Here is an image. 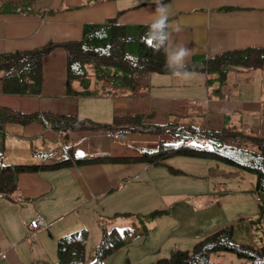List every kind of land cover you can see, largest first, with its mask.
<instances>
[{
  "label": "crops",
  "instance_id": "obj_1",
  "mask_svg": "<svg viewBox=\"0 0 264 264\" xmlns=\"http://www.w3.org/2000/svg\"><path fill=\"white\" fill-rule=\"evenodd\" d=\"M83 1L85 5H81ZM159 2L168 7L169 24L180 26L178 32L169 28L168 43L189 50L190 56L185 63H201L208 56L227 50L264 46V0ZM157 6L158 0H0V53L31 49L49 41L80 39L85 24L102 23L107 18L116 17L119 23L130 28L148 24L156 16ZM66 62L67 52L59 46L44 56L40 95L6 94L0 82V108L24 113L52 111L75 115L97 127L75 128L64 139L61 132L39 122L25 125L6 121L4 133L0 132V153L4 162L12 165L52 163L63 159L69 146L84 157L139 156L142 151L158 149L161 141L175 144L184 140L177 133H170L171 129L178 131L190 126L198 131H220L229 126L244 133L252 117L264 116L259 110L261 102L252 93L253 80L264 77V68L228 67V77L234 78L232 85L226 83L229 95L219 90L216 96H211L209 89L204 94V77L206 79L209 73L188 71L186 78L173 72H149L150 75L147 73L143 77L145 84L129 93L111 95L106 94L107 91L95 93L91 90L92 94L83 96L66 94ZM153 84L161 88L157 96L146 89ZM74 87L78 89L79 86L75 83ZM165 88H179L182 93ZM260 89H264V85H260ZM203 98L206 101L201 104H192V100ZM190 107L198 111L188 112ZM184 113L193 117L187 114L191 119L183 120L188 121L177 118ZM116 115H142L140 125L132 126L143 123L150 127H139V130L119 127L118 130H125V136L113 138L107 128L113 125ZM240 116L237 121L240 125H233L230 118ZM0 120H7L2 111ZM155 124L166 126V130L152 131ZM175 157L181 159L174 160ZM187 159L199 158L172 156L165 161L183 171L177 174H172L164 164L145 162H103L20 173L13 199L0 198V248L6 251L0 264L55 263L58 260L57 239L61 235L81 228L90 230L86 221L78 217L84 206L89 213V225L97 223L91 234V248H95L102 227L109 226V221L98 223L99 200L107 193L113 196V203L116 201L114 213L135 210L141 196L146 194L164 198V207L160 210H166L163 216L167 219L165 226L144 227L142 231L133 226L135 237L127 238L113 259L105 260L104 264H124L125 260L133 264H154L159 257L169 256L177 249L192 248L195 242L221 225H213L215 220L219 222L220 216L206 212L211 206L206 205L205 198H198L199 192L177 183L176 178L182 174L194 176L185 166L200 165L189 163ZM131 180L137 184L126 192H118V187ZM175 204H180L181 208L176 210ZM189 210L199 214V228L186 232L182 230V220ZM36 218L43 223L37 229L31 226ZM131 226L128 222L127 227Z\"/></svg>",
  "mask_w": 264,
  "mask_h": 264
},
{
  "label": "trees",
  "instance_id": "obj_2",
  "mask_svg": "<svg viewBox=\"0 0 264 264\" xmlns=\"http://www.w3.org/2000/svg\"><path fill=\"white\" fill-rule=\"evenodd\" d=\"M81 5H85L83 1ZM227 9V7L225 8ZM148 24L128 27L119 23L116 17L107 18L102 23H87L83 27L80 39L66 41H49L43 45L24 50L5 51L0 53V82L2 91L15 95H39L42 87V61L46 54L55 47H62L67 52V94H92L87 79L91 75L87 67L95 68V76L107 88L106 94L116 95L136 90L142 86L140 78L151 72L169 73L165 67L163 50L155 51L144 42L148 32ZM136 45L135 52L130 54L129 46ZM228 67L240 70L264 68V46H247L245 48L227 50L208 56L201 63H186L187 71L217 73L223 80ZM106 68H117L119 71H108ZM75 83L78 84L76 89ZM7 120H0V132L4 133L6 121H17L22 124L39 122L61 132L64 139L68 132L75 128H95L97 125L88 120H79L75 115L55 113L52 111H35L24 113L9 108H0ZM142 115H116L111 127H128L139 130ZM144 125V126H143ZM155 132H163L166 126L153 125ZM184 138L179 143L169 144L161 141L155 151H142L139 156H97L84 157L76 154L69 146L66 156L56 162L48 163H16L4 162L0 153V198L13 199L18 189L20 173L52 171L72 166L100 164L103 162L131 163L145 162L148 164H164L172 174L182 170L167 164L165 161L172 156H186L206 160H216L254 172L256 175L255 190L264 195V137L246 134L231 127L220 131L197 130L187 126L178 131L171 129ZM205 141L210 146L205 145ZM249 143L257 145L251 146ZM46 155V153H44ZM263 207H264V200ZM166 210L152 212L151 215H163ZM132 227V228H131ZM110 230L102 227L101 238L95 247V259L89 264H104L103 260L111 253L126 244L127 238L135 235L133 226ZM235 225L230 224L219 228L195 242L190 249H177L171 255L159 257L154 264H222L210 260L211 253L224 251L233 252L245 257L253 264H264V245L251 246L246 243H235L232 240ZM87 229L81 228L61 235L57 240L58 260L53 264H86ZM124 264H133L125 260Z\"/></svg>",
  "mask_w": 264,
  "mask_h": 264
},
{
  "label": "rangeland",
  "instance_id": "obj_3",
  "mask_svg": "<svg viewBox=\"0 0 264 264\" xmlns=\"http://www.w3.org/2000/svg\"><path fill=\"white\" fill-rule=\"evenodd\" d=\"M136 45L133 43L129 46L130 54L135 52ZM234 69V68H230ZM88 72L91 74L88 79V87L95 93H101L107 90L101 83V81L95 76V68L92 66L87 67ZM108 71H119L117 68H106ZM43 73V71H42ZM66 75H67V66H66ZM150 75V73H149ZM43 76V75H42ZM67 81V80H66ZM234 78H229L227 71L226 76L221 80L218 75L214 72L208 74V77L204 82L206 84L204 88V94L206 90L209 89L211 96H216L217 91L221 90L222 93L229 95L230 88L228 86L232 85ZM139 83L141 85L145 84V80L140 78ZM255 87L252 89L253 97H256L258 101L261 102L259 105L260 112L264 113V89H260V85H264V77L255 78L253 80ZM42 88V87H41ZM193 89L192 87H190ZM147 90L151 91L152 95L157 96L161 91V88H156L154 84L150 87H146ZM174 93H182L176 88H165ZM143 90V89H141ZM244 90V89H243ZM42 91V90H41ZM40 91V93H41ZM131 92L128 90L127 93ZM194 93V91H191ZM66 94H67V82H66ZM40 95V94H39ZM205 96V95H204ZM196 98H199L196 96ZM198 100V99H195ZM191 109V110H190ZM187 109L189 111H198L197 108L190 107ZM190 113H184V115L177 117L182 119V121H188L183 119H191L186 117ZM193 117V115H191ZM218 118L221 115H217ZM240 117L230 118V121L233 125H240L238 121ZM209 118L213 121V115L209 114ZM249 125L245 129L244 133L262 136L264 137V116L258 115V117H252L251 121L248 122ZM229 127V126H227ZM234 128V127H231ZM235 129V128H234ZM237 130V129H236ZM243 132V130H241ZM205 145L210 146V143L205 141ZM251 146L257 145L249 143ZM181 157H175L174 160ZM53 159V158H51ZM173 160V161H174ZM170 161V159H169ZM193 163L191 166H185L187 171L194 176L180 175L179 178H176L177 183L180 186H186L191 191H196L198 193V198H205L206 205L211 206L206 212L212 214L214 212L216 215L220 216L219 222L215 220L213 225H221L223 228L227 225L234 224L235 232L233 234V242L246 243L251 246L261 247L264 245V207L263 200L264 195L261 192L255 190L256 175L254 172L243 170L239 167L229 165L228 163L216 160H203V159H187ZM188 163V165H189ZM196 169V170H195ZM136 182L126 181L123 187H118V192L128 191L132 188ZM153 185V184H152ZM164 198L159 196H152V194L141 196L137 202L135 210L125 212L114 213L113 210L117 209L115 202L113 203V196L110 193H107L106 196L99 200L100 206V222L109 221V226L107 230H110L113 227H120L123 229L129 225L137 226L138 230L142 231L144 227H154L157 225L165 226L166 225V216L161 214L151 215L152 212H160V209L164 207ZM218 203H217V202ZM184 205L182 204V207ZM175 209L178 210L181 208L180 204L174 205ZM122 209V208H119ZM175 215V212L172 211ZM133 214V215H131ZM78 217L84 219L88 224L90 230H87L86 238V250L84 261L86 264L91 263L95 259V248H91L92 239L91 234L94 229V226L97 224L89 225L90 217L87 211V206L82 207L78 212ZM169 218V217H168ZM170 219V218H169ZM171 220V219H170ZM182 230L189 232L194 231L199 228V214L191 212L190 210L185 213ZM46 222V220H45ZM173 222V221H171ZM205 224V223H204ZM207 226V224H205ZM218 229V228H217ZM146 232V231H143ZM133 235L130 239H133ZM58 240V239H57ZM115 253H111L106 256L103 260L113 259ZM127 259V258H125ZM210 260L215 262H220L222 264H253L250 260L245 257H240L233 252L224 251L219 253H211Z\"/></svg>",
  "mask_w": 264,
  "mask_h": 264
},
{
  "label": "clouds",
  "instance_id": "obj_4",
  "mask_svg": "<svg viewBox=\"0 0 264 264\" xmlns=\"http://www.w3.org/2000/svg\"><path fill=\"white\" fill-rule=\"evenodd\" d=\"M169 15L168 7L158 0L156 16L148 26V32L143 39L155 51L163 50L165 54V67L169 71L175 73L178 77L183 75L186 78L189 76V73L186 69L185 61L190 56V52L184 46L173 47L168 43L170 38L169 28L177 32L180 31L178 24H169Z\"/></svg>",
  "mask_w": 264,
  "mask_h": 264
},
{
  "label": "built area",
  "instance_id": "obj_5",
  "mask_svg": "<svg viewBox=\"0 0 264 264\" xmlns=\"http://www.w3.org/2000/svg\"><path fill=\"white\" fill-rule=\"evenodd\" d=\"M203 101H206V99L203 98V99H200V100H194V101H192V103L197 104V103H201ZM109 134L111 136H113V137H123L124 136V132L123 131H118V130H114V129H111L109 131ZM31 226H33L34 228H38V227H42L43 223H42L40 218H36L35 220H33L31 222ZM5 256H6L5 251L2 248H0V258L1 257H5Z\"/></svg>",
  "mask_w": 264,
  "mask_h": 264
}]
</instances>
